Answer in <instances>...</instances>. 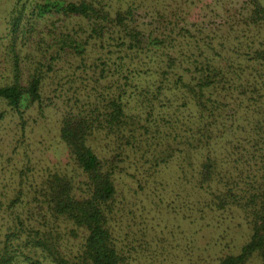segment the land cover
Listing matches in <instances>:
<instances>
[{"label":"trees","instance_id":"trees-1","mask_svg":"<svg viewBox=\"0 0 264 264\" xmlns=\"http://www.w3.org/2000/svg\"><path fill=\"white\" fill-rule=\"evenodd\" d=\"M246 6L191 32L188 0H15L13 75L0 103L21 116L50 79L65 99L59 140L84 181L48 176L34 199L49 219L18 217L0 264H127L115 218L169 171L193 223L242 216L248 241L216 264H264V5ZM23 24L40 33L24 70L14 51ZM97 137L110 139L111 158L91 148ZM60 224L80 240L74 263L61 255Z\"/></svg>","mask_w":264,"mask_h":264},{"label":"rangeland","instance_id":"rangeland-1","mask_svg":"<svg viewBox=\"0 0 264 264\" xmlns=\"http://www.w3.org/2000/svg\"><path fill=\"white\" fill-rule=\"evenodd\" d=\"M260 1L264 5V0ZM14 4L15 0H0V86L10 83L13 75L14 52L8 34ZM188 4L192 9L184 27L191 32L221 23L226 8L241 15L247 12L246 0H188ZM151 21L150 15L140 18L141 24H152ZM50 28L49 23L46 28L40 27L44 33ZM39 36V28L31 30L23 24L20 29L14 51L20 57L23 70L28 66L26 56L34 51ZM56 90L49 79L40 103L25 108L23 102L21 116L0 103V244L18 217L26 220L27 215H37L33 218L41 222L49 219L43 217L34 199L36 190L48 176L66 175L75 188L84 181L81 173L71 166L67 149L59 140L60 114L65 99ZM108 140L97 137L91 141L90 146L98 157L113 156L112 148L106 146ZM169 172L167 176L161 174L159 179L152 177L150 191L146 187L147 192L140 196L137 205L131 209L126 206L127 212L115 218L113 227L117 243L120 247H128L123 248L127 264H216L217 259L229 253L236 254L248 241L249 231L242 216L233 213L193 223L186 214L179 212L180 206L187 207L191 201L182 199L179 202L174 198L171 185L174 178ZM141 180L145 181L143 174ZM32 224L36 226L35 222ZM71 230L60 224L54 233L60 237L62 257L74 263L80 240L69 238ZM247 264H260V261L254 256Z\"/></svg>","mask_w":264,"mask_h":264}]
</instances>
